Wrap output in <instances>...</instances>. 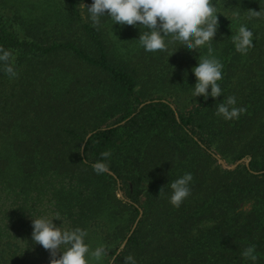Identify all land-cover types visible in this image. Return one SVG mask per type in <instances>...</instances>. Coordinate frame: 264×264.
<instances>
[{
	"label": "trees",
	"instance_id": "trees-1",
	"mask_svg": "<svg viewBox=\"0 0 264 264\" xmlns=\"http://www.w3.org/2000/svg\"><path fill=\"white\" fill-rule=\"evenodd\" d=\"M91 3L0 0V48L12 53L0 62V264H32V217L53 213L93 236L106 264H264V0H212L215 100L192 97L206 46L167 37L166 51L146 52L144 26H94ZM240 24L254 34L246 54L232 43ZM228 96L245 109L231 120L216 114ZM186 172L190 195L174 207L170 184Z\"/></svg>",
	"mask_w": 264,
	"mask_h": 264
},
{
	"label": "clouds",
	"instance_id": "clouds-1",
	"mask_svg": "<svg viewBox=\"0 0 264 264\" xmlns=\"http://www.w3.org/2000/svg\"><path fill=\"white\" fill-rule=\"evenodd\" d=\"M85 9L87 19L94 26H100L101 18L105 16L119 25L136 26L139 22L146 29L138 38L146 52L166 51L169 43L167 37L190 51L206 46L208 55L197 59V64L191 69L196 78L192 97L202 96L205 100L212 97L215 100L222 96L218 81L223 78L224 65L212 55L211 46L218 29V11L212 0H92ZM254 14L259 16L260 12L254 11ZM253 37V31L246 24H240L236 35L232 37L235 50L246 54L254 46ZM11 56V52L0 48V62L7 65ZM4 70L11 76L15 75L11 66H6ZM236 103L235 96H228L224 103L217 106L216 114L225 120L238 118L245 109L235 107ZM110 155V150L101 153L102 161L93 165L97 174L108 170L106 161ZM192 180V174L186 172L171 182L169 202L174 207H179L190 195L189 185ZM54 220H61L58 213L32 217V240L54 257L50 264H90V257L97 260L102 258L105 249L97 247L92 250L86 241V230L80 227H61L63 222L57 226ZM58 251L60 255L55 258ZM253 253L254 247L249 246L243 255L255 261L256 256ZM125 264H136V260L128 255L125 257Z\"/></svg>",
	"mask_w": 264,
	"mask_h": 264
},
{
	"label": "rangeland",
	"instance_id": "rangeland-1",
	"mask_svg": "<svg viewBox=\"0 0 264 264\" xmlns=\"http://www.w3.org/2000/svg\"><path fill=\"white\" fill-rule=\"evenodd\" d=\"M222 161L228 167H232V166H234L236 164V162L229 161V160H225V161L222 160ZM218 164H220V166L223 167L222 164L219 162V160H218ZM232 168H234V167H232ZM117 196H119V195L117 194ZM248 208H249V204H246L244 206V209L247 210ZM86 241L88 242V244L90 245V248L92 250H95L98 247L97 243H96V240L94 239L93 236H87ZM53 258L54 257H52L50 255V252L48 250L44 249L43 247L38 248V250L34 251L33 255H30V261H31L32 264H43L44 262H45V264H47L46 261L51 260ZM107 259H108L107 257L103 258V256L99 260H97L95 257H90V264H106Z\"/></svg>",
	"mask_w": 264,
	"mask_h": 264
},
{
	"label": "water",
	"instance_id": "water-1",
	"mask_svg": "<svg viewBox=\"0 0 264 264\" xmlns=\"http://www.w3.org/2000/svg\"><path fill=\"white\" fill-rule=\"evenodd\" d=\"M218 160H219V162L222 164V166L224 167V168H232V167H235L237 164H239V163H241V162H246V160L245 159H242V160H240V161H237L236 162V164L234 165V166H232V167H228L221 159H219L218 158ZM247 163V162H246ZM118 195H119V197H123L122 196V193L120 192V191H118ZM141 216V211H140V214H139V217ZM137 221H138V219L134 222V224H133V226H132V229H131V232L130 233H132V231H133V229L135 228V226H136V224H137Z\"/></svg>",
	"mask_w": 264,
	"mask_h": 264
}]
</instances>
